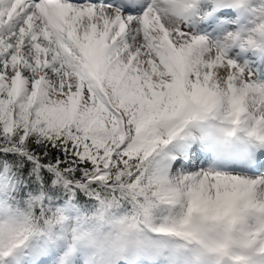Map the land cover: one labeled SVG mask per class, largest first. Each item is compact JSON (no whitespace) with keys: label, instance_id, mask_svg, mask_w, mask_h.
Returning a JSON list of instances; mask_svg holds the SVG:
<instances>
[{"label":"snow or ice","instance_id":"obj_1","mask_svg":"<svg viewBox=\"0 0 264 264\" xmlns=\"http://www.w3.org/2000/svg\"><path fill=\"white\" fill-rule=\"evenodd\" d=\"M0 264H264V0H0Z\"/></svg>","mask_w":264,"mask_h":264}]
</instances>
